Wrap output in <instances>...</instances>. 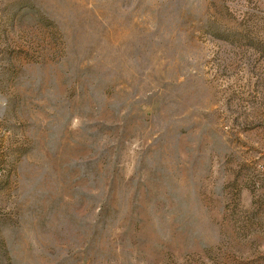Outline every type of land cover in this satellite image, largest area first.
<instances>
[{
  "label": "rangeland",
  "instance_id": "rangeland-1",
  "mask_svg": "<svg viewBox=\"0 0 264 264\" xmlns=\"http://www.w3.org/2000/svg\"><path fill=\"white\" fill-rule=\"evenodd\" d=\"M0 264H264V0H0Z\"/></svg>",
  "mask_w": 264,
  "mask_h": 264
}]
</instances>
